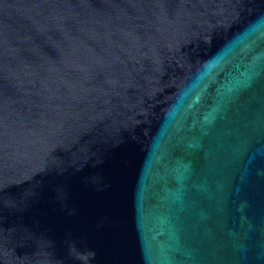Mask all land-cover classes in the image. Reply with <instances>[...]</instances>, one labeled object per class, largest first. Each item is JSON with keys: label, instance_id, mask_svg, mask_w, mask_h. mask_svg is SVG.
<instances>
[{"label": "water", "instance_id": "obj_1", "mask_svg": "<svg viewBox=\"0 0 264 264\" xmlns=\"http://www.w3.org/2000/svg\"><path fill=\"white\" fill-rule=\"evenodd\" d=\"M0 264H264V0H0Z\"/></svg>", "mask_w": 264, "mask_h": 264}]
</instances>
